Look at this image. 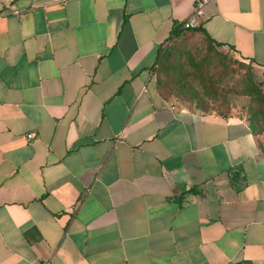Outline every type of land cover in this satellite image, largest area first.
<instances>
[{
	"label": "crops",
	"instance_id": "obj_1",
	"mask_svg": "<svg viewBox=\"0 0 264 264\" xmlns=\"http://www.w3.org/2000/svg\"><path fill=\"white\" fill-rule=\"evenodd\" d=\"M195 3L0 0V264H264L263 132L156 85ZM198 20L264 65V0Z\"/></svg>",
	"mask_w": 264,
	"mask_h": 264
},
{
	"label": "trees",
	"instance_id": "obj_2",
	"mask_svg": "<svg viewBox=\"0 0 264 264\" xmlns=\"http://www.w3.org/2000/svg\"><path fill=\"white\" fill-rule=\"evenodd\" d=\"M190 31L201 33V48L183 45V37ZM231 56L245 67L244 70L239 73L231 70L233 68L228 61ZM255 66L264 65L256 64L252 58L238 56L232 46L214 39L199 25L187 27L183 21H174L168 36L157 47L153 68L156 85L162 95L169 98V92H173L177 87L181 92H188L189 98L198 100L197 107L202 110H214L229 115L232 111L227 110L228 108L206 109L199 100L205 98V102L209 103L222 95L247 96L254 105L249 108L247 114H239L248 121L254 134H260L264 130V89L254 77ZM230 77H233L234 81L226 88ZM225 88L226 92H223ZM261 146L264 148L263 143ZM242 263L253 264L248 260Z\"/></svg>",
	"mask_w": 264,
	"mask_h": 264
},
{
	"label": "rangeland",
	"instance_id": "obj_3",
	"mask_svg": "<svg viewBox=\"0 0 264 264\" xmlns=\"http://www.w3.org/2000/svg\"><path fill=\"white\" fill-rule=\"evenodd\" d=\"M182 43L184 46L196 49L201 48L203 45L202 35L198 31H190L183 37ZM228 61L231 65V68H233L231 70H233L234 73H239L245 68L242 67L232 56L228 59ZM253 73L256 80L261 83V86L264 89V66H255L253 68ZM227 81L230 83L226 85V88H229V84H231L234 79L233 77H230ZM226 88L223 90V92H226ZM188 95V92H181L180 89H177V87H175L173 92H169V98H171L174 102L181 105H191L197 107L198 100L191 99ZM205 100V98H202L199 100V102L205 105L206 109L228 108L227 110L238 114H247L249 108L254 105V102L250 98L238 94H229L228 96L222 95L214 101L210 100L209 103H206ZM262 132V138L264 139V130Z\"/></svg>",
	"mask_w": 264,
	"mask_h": 264
},
{
	"label": "built area",
	"instance_id": "obj_4",
	"mask_svg": "<svg viewBox=\"0 0 264 264\" xmlns=\"http://www.w3.org/2000/svg\"><path fill=\"white\" fill-rule=\"evenodd\" d=\"M207 1L208 0H196L194 10L187 18L183 20V24L185 26L194 27L199 24L198 17L203 13V6ZM26 136L29 138L32 136V133H28Z\"/></svg>",
	"mask_w": 264,
	"mask_h": 264
}]
</instances>
